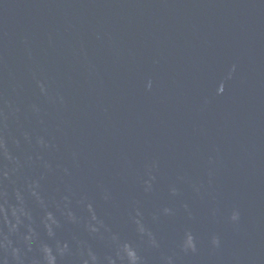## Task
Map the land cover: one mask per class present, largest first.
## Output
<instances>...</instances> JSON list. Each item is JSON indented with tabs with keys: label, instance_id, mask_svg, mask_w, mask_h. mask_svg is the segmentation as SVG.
Listing matches in <instances>:
<instances>
[{
	"label": "water",
	"instance_id": "1",
	"mask_svg": "<svg viewBox=\"0 0 264 264\" xmlns=\"http://www.w3.org/2000/svg\"><path fill=\"white\" fill-rule=\"evenodd\" d=\"M50 261L264 264V0H0V264Z\"/></svg>",
	"mask_w": 264,
	"mask_h": 264
},
{
	"label": "clouds",
	"instance_id": "2",
	"mask_svg": "<svg viewBox=\"0 0 264 264\" xmlns=\"http://www.w3.org/2000/svg\"><path fill=\"white\" fill-rule=\"evenodd\" d=\"M233 219H236V216L235 215H233V217H232ZM50 264H51V261H50Z\"/></svg>",
	"mask_w": 264,
	"mask_h": 264
}]
</instances>
